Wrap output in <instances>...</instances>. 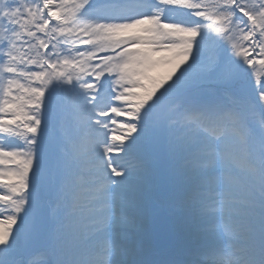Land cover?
Segmentation results:
<instances>
[{"label":"snow or ice","instance_id":"1","mask_svg":"<svg viewBox=\"0 0 264 264\" xmlns=\"http://www.w3.org/2000/svg\"><path fill=\"white\" fill-rule=\"evenodd\" d=\"M257 65L264 0H12L0 264H264ZM174 211L197 231L211 219L219 243L178 254Z\"/></svg>","mask_w":264,"mask_h":264},{"label":"rangeland","instance_id":"2","mask_svg":"<svg viewBox=\"0 0 264 264\" xmlns=\"http://www.w3.org/2000/svg\"><path fill=\"white\" fill-rule=\"evenodd\" d=\"M9 8L10 6L8 5L7 0H5V3L3 5H0V14L9 10ZM256 72H260L261 75L264 76V72L260 71L256 67L255 69L252 70L253 78ZM162 132H166V131H162ZM51 197H52L51 194H47V200L51 205V211L55 212L56 215H61L63 213V207L59 208V206L54 205ZM48 214H49V208H46L45 215L48 216ZM170 214L172 215V220H173L172 224L174 225L175 233L183 235L185 238L183 245L192 247L193 250H196L207 246L213 247L218 244V239L215 233L211 231L210 228L212 224L211 219H205L203 221H200L202 230L197 231L194 228L181 226L184 219V214L182 212L174 211L171 212ZM45 242H46L45 240L41 239L37 243L43 244ZM210 244L212 245L210 246Z\"/></svg>","mask_w":264,"mask_h":264},{"label":"water","instance_id":"3","mask_svg":"<svg viewBox=\"0 0 264 264\" xmlns=\"http://www.w3.org/2000/svg\"><path fill=\"white\" fill-rule=\"evenodd\" d=\"M166 140L167 137L164 134H160V145H159V152H160V157L163 160H166V154H165V146H166Z\"/></svg>","mask_w":264,"mask_h":264},{"label":"trees","instance_id":"4","mask_svg":"<svg viewBox=\"0 0 264 264\" xmlns=\"http://www.w3.org/2000/svg\"><path fill=\"white\" fill-rule=\"evenodd\" d=\"M10 3L12 5V0H10ZM70 3H71V0H70ZM257 69H259L260 71L264 72V68H261L259 65H257Z\"/></svg>","mask_w":264,"mask_h":264}]
</instances>
